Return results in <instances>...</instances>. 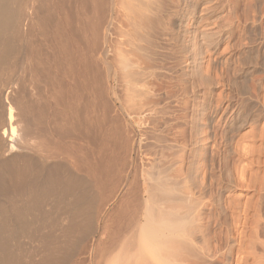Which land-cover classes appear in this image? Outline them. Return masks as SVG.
<instances>
[{"label": "bare ground", "instance_id": "6f19581e", "mask_svg": "<svg viewBox=\"0 0 264 264\" xmlns=\"http://www.w3.org/2000/svg\"><path fill=\"white\" fill-rule=\"evenodd\" d=\"M175 1L169 0L170 26L178 15ZM162 5V0H0V264H64L93 249L97 256L132 252L143 264H184V254L198 248L191 221L194 226L203 210L193 189L207 186L194 180L205 166L204 151L198 149L194 164L196 153L187 146L193 135L187 131L188 103L181 116L186 128L174 136L182 149L171 151L177 165L166 167L135 161V133L110 115L107 101L117 84L128 108L136 99L150 102L148 61L144 65L135 41H142L147 25L158 24ZM118 23L120 36H129L122 44L115 34ZM208 37L212 44L217 35ZM102 230L109 239L95 244ZM206 234L199 248L224 242ZM239 239H234L236 264L248 255ZM260 261L252 257V264Z\"/></svg>", "mask_w": 264, "mask_h": 264}, {"label": "rangeland", "instance_id": "374dc122", "mask_svg": "<svg viewBox=\"0 0 264 264\" xmlns=\"http://www.w3.org/2000/svg\"><path fill=\"white\" fill-rule=\"evenodd\" d=\"M162 4L158 24L147 25V34L144 32L142 41H135L140 43L139 54L144 53L143 58H146L144 65L149 63L144 69L148 73L145 75L149 81L147 98L150 102L146 103V98L145 102L143 98L136 99L128 108L129 103L124 104L127 101L124 90L120 92L122 86L115 84L107 100L111 105L110 115L116 117V121L129 124L126 127L128 133L129 130L135 133L138 145L133 158L137 163L176 166L177 154L173 155L171 151L182 149L180 139L174 136L178 130L186 128L181 116L183 111L186 112L183 106L188 103L186 113L190 126L187 131H193V135L187 146L192 149V154L198 149L204 151L202 162L205 166L194 175V180L201 178L207 186L202 191L203 196L202 192L199 194L193 189L203 211L197 221L194 218V226L191 221V228L195 227L193 230L197 231L191 233L195 241L192 243L195 248L202 246L201 236L206 232L212 237H222L224 244L219 248L211 241L214 244L209 242L207 251L205 246L204 251L197 248L194 253H185L189 259L186 261L188 264L190 261V264H236L238 247L235 240L241 238L242 250L248 252L241 264H252L254 255L260 256L259 263L264 264V0H176L172 7L178 14L174 26H170L167 19L171 10L169 0H162ZM189 5L190 9L186 7ZM192 9L193 17L190 16ZM116 25V37L123 40L120 43L114 36L113 42L117 39L122 44L129 36H120V24ZM172 32L175 33L173 37ZM216 35L217 41L208 44L206 37L213 39ZM184 80L186 84L182 82ZM120 122L117 123L120 125ZM194 156L197 157L194 159ZM191 158L194 164L199 159L197 153ZM159 159H168L169 163ZM204 171L206 174L202 179L200 176ZM115 204L107 208V217H112ZM108 239L107 230H102L95 236L94 243L98 240L106 243ZM213 246L220 250L215 252ZM115 251H110L108 256H97L95 249L79 252L64 264H110L108 260L112 258L115 262L109 261L113 264H143L135 253Z\"/></svg>", "mask_w": 264, "mask_h": 264}]
</instances>
